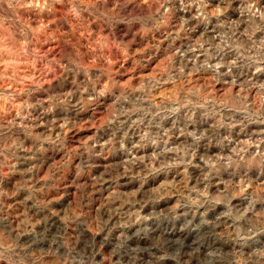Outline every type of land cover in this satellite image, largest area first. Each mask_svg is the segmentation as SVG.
I'll use <instances>...</instances> for the list:
<instances>
[{
    "label": "clouds",
    "instance_id": "9594fccd",
    "mask_svg": "<svg viewBox=\"0 0 264 264\" xmlns=\"http://www.w3.org/2000/svg\"><path fill=\"white\" fill-rule=\"evenodd\" d=\"M0 264H264V0H0Z\"/></svg>",
    "mask_w": 264,
    "mask_h": 264
},
{
    "label": "rangeland",
    "instance_id": "374dc122",
    "mask_svg": "<svg viewBox=\"0 0 264 264\" xmlns=\"http://www.w3.org/2000/svg\"><path fill=\"white\" fill-rule=\"evenodd\" d=\"M126 39L133 41V44H132L133 49L143 48L148 43V40H141L139 37L128 36L126 37ZM125 67H130V65H125ZM88 111L89 109H86L85 113L81 114L79 117V119L83 122L82 127L85 128V131L71 134L70 144H69L70 147L78 146L79 142L82 139H84L86 136L91 135V131L88 130L90 126L87 124V121L91 118L87 114ZM91 111H93L94 113H98L101 111V109L99 107H95V108H92ZM74 159L75 157H73V160ZM73 171L74 170L72 167H69L68 169H66V171L63 173V178L60 183V188L62 191L60 193H54L53 195L70 196L72 194V184H73V181L76 179V177L73 175Z\"/></svg>",
    "mask_w": 264,
    "mask_h": 264
}]
</instances>
